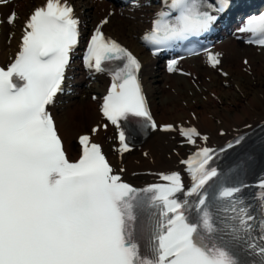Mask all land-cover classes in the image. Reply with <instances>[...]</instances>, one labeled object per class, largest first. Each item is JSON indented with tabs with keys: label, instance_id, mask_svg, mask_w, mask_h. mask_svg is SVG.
<instances>
[{
	"label": "snow or ice",
	"instance_id": "1",
	"mask_svg": "<svg viewBox=\"0 0 264 264\" xmlns=\"http://www.w3.org/2000/svg\"><path fill=\"white\" fill-rule=\"evenodd\" d=\"M165 5L168 11L156 13L143 37L150 44L210 31L233 0H165ZM16 19L11 12L7 22ZM107 23L104 19L94 29L84 64L111 75L101 113L119 130L124 153L130 146L122 120L140 118L152 129L157 124L139 79L142 65L105 37ZM238 31L251 33L247 42L264 47V13L248 16ZM22 32L13 60L0 66V264H264V191L257 216L237 197L243 185L210 184L219 175L210 166L214 150L201 148L182 161L192 181L187 189L178 172L143 188L123 181L89 134L78 137L79 158L70 160L49 106L63 91L80 20L67 0H46L32 10ZM219 55L208 54L214 68ZM112 61L122 63L113 71L105 66ZM176 63L169 62L168 70ZM181 133L193 144L200 135L195 128ZM259 188L264 189V179ZM217 197L228 206H218Z\"/></svg>",
	"mask_w": 264,
	"mask_h": 264
},
{
	"label": "bare ground",
	"instance_id": "2",
	"mask_svg": "<svg viewBox=\"0 0 264 264\" xmlns=\"http://www.w3.org/2000/svg\"><path fill=\"white\" fill-rule=\"evenodd\" d=\"M40 1H23L21 8L24 10L33 2ZM76 1L90 9L94 6L91 0ZM89 14L90 17L96 16L94 11ZM147 27L149 25H142L141 21L134 23L112 18L108 31L144 54L137 37ZM222 48L226 50L224 67L228 75L222 76L199 67V89L192 85L190 78L162 75L159 69H154L158 63L144 54L145 59L151 63L146 73L147 88L160 122L198 126L209 134L210 144L224 143L235 134L264 120V50L257 53L253 48L241 47L234 41L226 43ZM245 56L249 58L247 65L243 63ZM194 62L199 63L200 59L196 58ZM100 83L67 96L56 110L60 129L73 158L78 155L74 153L77 136L88 131L99 119L97 104L92 101L89 93L100 90ZM98 138L103 139L102 131ZM183 151L184 146L179 139L155 132L141 150H135L126 157L127 175L131 177L132 173L172 169L179 161L178 154ZM133 178L149 180L151 176L138 175Z\"/></svg>",
	"mask_w": 264,
	"mask_h": 264
}]
</instances>
